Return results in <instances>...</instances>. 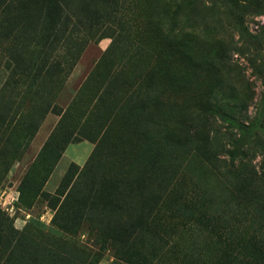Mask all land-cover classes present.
Returning a JSON list of instances; mask_svg holds the SVG:
<instances>
[{
    "label": "rangeland",
    "instance_id": "rangeland-1",
    "mask_svg": "<svg viewBox=\"0 0 264 264\" xmlns=\"http://www.w3.org/2000/svg\"><path fill=\"white\" fill-rule=\"evenodd\" d=\"M0 264H264V0H0Z\"/></svg>",
    "mask_w": 264,
    "mask_h": 264
},
{
    "label": "trees",
    "instance_id": "trees-1",
    "mask_svg": "<svg viewBox=\"0 0 264 264\" xmlns=\"http://www.w3.org/2000/svg\"><path fill=\"white\" fill-rule=\"evenodd\" d=\"M73 53H74V55H72V56H74V59H75V57H77V55H78V52H77V50L75 52L74 51H71V54H73ZM69 68H71V67H68V69ZM69 70L66 69V72H68Z\"/></svg>",
    "mask_w": 264,
    "mask_h": 264
}]
</instances>
